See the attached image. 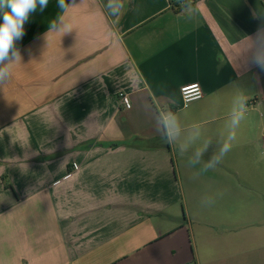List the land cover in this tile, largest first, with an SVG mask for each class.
Instances as JSON below:
<instances>
[{
  "label": "crops",
  "instance_id": "crops-1",
  "mask_svg": "<svg viewBox=\"0 0 264 264\" xmlns=\"http://www.w3.org/2000/svg\"><path fill=\"white\" fill-rule=\"evenodd\" d=\"M67 2L70 31L50 0L0 87V264H264V0Z\"/></svg>",
  "mask_w": 264,
  "mask_h": 264
},
{
  "label": "clouds",
  "instance_id": "clouds-1",
  "mask_svg": "<svg viewBox=\"0 0 264 264\" xmlns=\"http://www.w3.org/2000/svg\"><path fill=\"white\" fill-rule=\"evenodd\" d=\"M49 3L50 0H0V87L3 88L10 82L12 66L22 60L17 41L21 40L25 34V24L37 11L44 12ZM56 6L59 12L49 22V32H57L58 25L59 32L70 31L64 20V13H67L72 6L68 4L67 0H56ZM122 6L119 0H108V8L114 16H119ZM256 62L264 67V53H257ZM246 103V97L243 94H238L234 98L230 113L231 131L227 139L220 144L217 153L208 162L206 170L214 169L231 150V141L236 138V129L245 118ZM162 127L165 140L169 144H173L180 131L178 121L172 117ZM184 150L183 147L180 148L181 152Z\"/></svg>",
  "mask_w": 264,
  "mask_h": 264
},
{
  "label": "built area",
  "instance_id": "built-area-1",
  "mask_svg": "<svg viewBox=\"0 0 264 264\" xmlns=\"http://www.w3.org/2000/svg\"><path fill=\"white\" fill-rule=\"evenodd\" d=\"M203 90L202 87L199 83H191V84H186L183 85L180 88V95L182 98V107L186 108L188 107L192 102L200 100L203 97ZM118 98L120 101V104L125 108V109H130L131 108V100L129 96L126 93L120 92L118 94Z\"/></svg>",
  "mask_w": 264,
  "mask_h": 264
},
{
  "label": "rangeland",
  "instance_id": "rangeland-1",
  "mask_svg": "<svg viewBox=\"0 0 264 264\" xmlns=\"http://www.w3.org/2000/svg\"><path fill=\"white\" fill-rule=\"evenodd\" d=\"M256 175L257 176V181H261V182H264V171L262 170H258V169H252V177ZM226 179H229V177H227ZM252 189L253 190H262L264 191V185L262 184V187L260 188H255L253 185H252ZM264 193V192H262Z\"/></svg>",
  "mask_w": 264,
  "mask_h": 264
},
{
  "label": "trees",
  "instance_id": "trees-1",
  "mask_svg": "<svg viewBox=\"0 0 264 264\" xmlns=\"http://www.w3.org/2000/svg\"><path fill=\"white\" fill-rule=\"evenodd\" d=\"M173 7H175L176 5H178L179 0L176 2V0H170ZM183 2V5H181L180 7L178 6L177 10H181L182 8H185L186 6H188V0H181ZM6 187L8 188H12V186L10 184L6 183Z\"/></svg>",
  "mask_w": 264,
  "mask_h": 264
}]
</instances>
